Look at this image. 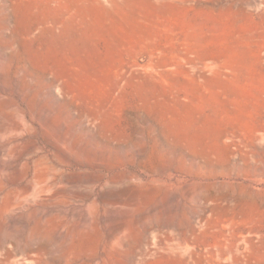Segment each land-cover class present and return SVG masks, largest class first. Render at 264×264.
Here are the masks:
<instances>
[{"label": "rangeland", "instance_id": "rangeland-1", "mask_svg": "<svg viewBox=\"0 0 264 264\" xmlns=\"http://www.w3.org/2000/svg\"><path fill=\"white\" fill-rule=\"evenodd\" d=\"M0 264H264V0H0Z\"/></svg>", "mask_w": 264, "mask_h": 264}]
</instances>
